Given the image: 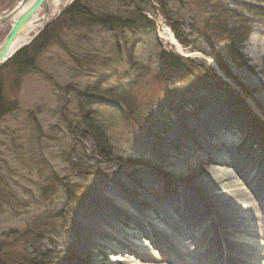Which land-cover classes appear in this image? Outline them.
<instances>
[{"label":"rangeland","instance_id":"rangeland-1","mask_svg":"<svg viewBox=\"0 0 264 264\" xmlns=\"http://www.w3.org/2000/svg\"><path fill=\"white\" fill-rule=\"evenodd\" d=\"M19 1L0 0V17ZM61 2L51 21L37 34H27H36L33 40L0 65L1 104L7 111L0 118V264L85 261L75 219L85 198L102 184L116 189L113 202L131 204L137 215L147 212L150 202L186 200L185 194L199 201L189 185L224 150L259 157L256 148H262L264 153V117L254 120L247 99L259 100L251 87L254 80L264 82L249 48L264 22V0ZM74 5L87 16L68 13ZM39 9L32 25L47 14L44 6ZM110 20L120 26H104ZM10 27L0 24V45ZM170 35L184 54L166 40ZM239 36L243 40L238 44ZM228 47L240 56L239 66L229 59ZM25 51L29 65L16 68L14 58ZM213 104L236 110L243 125L199 134L195 124ZM192 127L196 129L190 133ZM173 130H187L184 144L193 138L197 144L186 146L185 152L174 149L166 140ZM92 131L102 137L106 157L100 155ZM161 151L185 153L180 172L165 169ZM140 219L148 238L128 237L132 251L116 254L109 248L119 245L110 240L90 253L92 264H198L196 254L183 256L179 248H194L199 231L180 222L189 238L175 233L164 239ZM244 221L240 230L227 235L229 246L240 253L222 244L213 255L219 257L215 264H232L233 256L238 264H264L256 225ZM118 227L116 233L131 230ZM210 234L216 237L217 231L213 228ZM173 242L180 246L173 249ZM207 245L201 239L200 247Z\"/></svg>","mask_w":264,"mask_h":264},{"label":"bare ground","instance_id":"bare-ground-1","mask_svg":"<svg viewBox=\"0 0 264 264\" xmlns=\"http://www.w3.org/2000/svg\"><path fill=\"white\" fill-rule=\"evenodd\" d=\"M34 1L35 0H28L26 5L21 9L24 0H20L12 8L14 13L7 23L12 25L17 16ZM61 1L62 0H48L44 5L47 9V14L44 15L43 13L42 18L36 25H32V22L34 16H36V13L40 9L33 12L27 24L20 29L17 36L13 39L8 51V57L18 51L22 46L30 43L33 37L38 33L37 31L42 29L45 24L59 13ZM262 23L261 26L255 29L256 35L251 37L249 48L252 56L259 63L257 71L261 73L264 78V22ZM29 24L30 28L28 27ZM23 30H25V33L21 34ZM29 32H36V34L30 37L27 35ZM166 40L174 44L178 52L185 53L172 35L166 37ZM251 89L257 92V98H259L257 101H261L264 105V82L258 83V81L254 80V85ZM248 90L250 91V89ZM247 99L250 100L249 104H251L255 112L254 114L251 111L250 113L252 115H250L253 117L258 115L260 118H263L264 108L262 105L256 100ZM234 101L238 103L242 102L241 100L239 101V99ZM238 109L239 108H237V110ZM235 112L236 110L229 111L228 109H222L214 104L207 106L202 118L195 124L196 128L198 126L197 132L203 134L215 128L226 127L229 129L233 127V124H237V126L243 125L239 120L241 117H237ZM240 114L242 115L245 113L243 111V113ZM254 120L257 121L256 118ZM196 128L192 127L189 129L190 133ZM183 132V134H177V131L173 130L166 140L167 142H173L172 146L174 149L181 147V150L185 152L183 148L186 146L190 148L192 143L197 144L198 141L195 140L196 138H193L190 145L184 144L185 142L183 141H187L186 138L189 137L187 135V130ZM179 136H181V138ZM196 136H198V134H196ZM256 149L260 150L261 156L257 157L253 154H249V151H246L244 155H237L226 150L222 151V153L217 156H212L211 166L206 173L203 174L195 184L189 185L190 188L188 187L191 189V192H193L192 196H196L199 201L184 193L186 200L179 198V200L174 201L168 198L161 204L150 202L146 204L147 212H137V215H135L133 213L135 208L131 204H125L123 202L117 204L113 202L114 199H112L111 196L118 195L116 189L111 185L102 184L97 187L95 191L85 198L77 211L75 228L79 239L78 250L85 258V261H80L77 264H92L93 260L90 259V253L101 245L106 246V244H109L111 241H116L119 245L118 247L116 245V247H110L111 253L114 252L116 254L120 251H132L130 246L127 245L128 243L125 242L126 238H148V231L142 228L143 222L140 219L141 217L149 226L152 224L151 232H153V234H159L164 239H172V235L174 236L176 234L181 235L185 241L189 238L186 234L184 235L180 222L186 224L185 228L187 230L195 228L196 231H199L198 236H200V240L193 242L194 248L187 245L186 249H181L179 245L180 251L178 250L183 256L191 253L196 254L197 258L199 257L197 261L198 264H215V260L219 257L213 255L218 251V247H222L223 245L235 249V253L239 254L240 249L235 246H229L227 235L232 231L240 230V228L245 225L244 220L246 219H250L255 223L257 234L264 245V169L262 167L263 165L259 166L261 161H263L262 158L264 157V153L262 152V148ZM159 154L161 158H163V164L167 167L165 169H168V172L174 171L176 174L180 172L185 153H182V156H176L172 155V153L161 151ZM242 185H244L245 188H241ZM185 191L186 189H184L183 192ZM118 225H120V227H118L119 229L131 228V230L129 229V231H125V233L117 230L116 233L114 227ZM155 227H157V229H155ZM213 228L217 231V238L210 234ZM201 239L208 245L200 247ZM155 240L159 239L156 238ZM177 243L178 242H173V249L174 247H179ZM230 252L233 254L231 250ZM86 258L88 259L86 260ZM212 258H214V261ZM232 258V264H238L237 259H235L234 256ZM94 264L102 263L95 262ZM190 264H194V262ZM218 264L222 263L220 262Z\"/></svg>","mask_w":264,"mask_h":264},{"label":"trees","instance_id":"trees-1","mask_svg":"<svg viewBox=\"0 0 264 264\" xmlns=\"http://www.w3.org/2000/svg\"><path fill=\"white\" fill-rule=\"evenodd\" d=\"M127 2V3H135V2H137V3H142V2H145V0H117V2ZM68 13H70V14H73V13H75V14H77L78 16H81V17H86L87 15H86V13L84 12V10L83 9H79L76 5H74V7L73 8H71V9H69L68 10ZM100 25H104L103 24V22L102 21H99L98 22ZM128 22H126V24H125V26L127 25L128 27H129V25L127 24ZM113 25H119V23H117L116 21H108L107 23H106V25H104V26H108V27H110V26H113ZM120 26V25H119ZM175 29V28H174ZM175 31V30H174ZM175 33V32H174ZM238 40V44L243 40V38H242V36L240 37H237L236 38V41ZM33 52H36V47H34L33 48V50H32V53ZM228 55H229V59H231V62H233L234 63V65H236V66H239V63H240V56L237 54V55H234L233 53H232V51H231V48L230 47H228ZM160 59L161 60H163V57L161 56L160 57ZM169 59H165V61L167 62ZM217 61V60H216ZM170 62V61H169ZM14 64V66L16 67V68H19V69H21V68H24L25 66H27V65H29V63H30V60H29V57H27V53H26V51L25 52H22L21 54H19L16 58H14V62H13ZM217 65H218V67L221 69V71H223V73L224 74H227V75H229L228 73H226V71H225V69H226V67H224L219 61H217ZM176 66V65H175ZM174 66V63H173V65H171L170 67H175ZM2 99V95H1V93H0V118L2 117V116H4L6 113H7V111H4V110H2V104H1V100ZM89 126V125H88ZM92 133L93 134H95V136H94V141H95V143L97 144V147H98V149H99V153H100V155L102 156V157H106V155H104L103 153H106V146H105V143L103 142V140H102V137L100 136V134H98V133H96V132H94V131H92Z\"/></svg>","mask_w":264,"mask_h":264},{"label":"water","instance_id":"water-1","mask_svg":"<svg viewBox=\"0 0 264 264\" xmlns=\"http://www.w3.org/2000/svg\"><path fill=\"white\" fill-rule=\"evenodd\" d=\"M47 1L48 0H35L30 6L25 8V10L19 16H17L16 20L12 23L4 41L0 45V65L7 62L13 56L14 53L8 57V51L13 39L17 36L20 29L24 27L25 24H27L33 12L39 9L40 6H44ZM27 2L28 0H24V3L21 5V9L26 5ZM13 13L14 11L11 10L4 17H0V24L9 21Z\"/></svg>","mask_w":264,"mask_h":264}]
</instances>
